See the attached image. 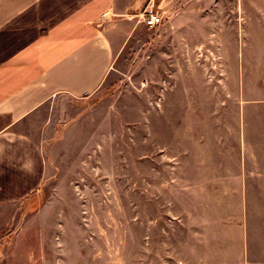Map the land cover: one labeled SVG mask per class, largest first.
Masks as SVG:
<instances>
[{"label": "rangeland", "instance_id": "obj_1", "mask_svg": "<svg viewBox=\"0 0 264 264\" xmlns=\"http://www.w3.org/2000/svg\"><path fill=\"white\" fill-rule=\"evenodd\" d=\"M237 1L211 6L199 51L163 52V19L139 32L99 92L31 119L46 178L0 206V264H149L147 221L161 213L162 193L147 192V174L178 126L204 125L212 109L215 124L238 125L243 109L251 139L264 140V0Z\"/></svg>", "mask_w": 264, "mask_h": 264}, {"label": "crops", "instance_id": "obj_2", "mask_svg": "<svg viewBox=\"0 0 264 264\" xmlns=\"http://www.w3.org/2000/svg\"><path fill=\"white\" fill-rule=\"evenodd\" d=\"M220 1L0 0V206L23 201L46 178L31 119L107 85L148 28L146 10L165 21L163 52L195 53L196 38L212 35L203 22ZM217 113L208 110L204 125H179L168 155L151 157L147 192L162 193V208L147 221L149 264L264 262V140L251 139L243 109L238 125L215 124ZM194 117L201 122L196 110Z\"/></svg>", "mask_w": 264, "mask_h": 264}, {"label": "built area", "instance_id": "obj_3", "mask_svg": "<svg viewBox=\"0 0 264 264\" xmlns=\"http://www.w3.org/2000/svg\"><path fill=\"white\" fill-rule=\"evenodd\" d=\"M143 22L149 28H156L163 22V17L160 13L151 9L146 10L143 14Z\"/></svg>", "mask_w": 264, "mask_h": 264}]
</instances>
